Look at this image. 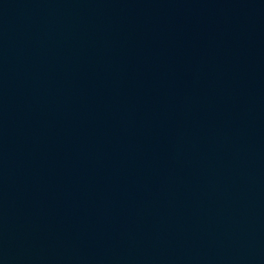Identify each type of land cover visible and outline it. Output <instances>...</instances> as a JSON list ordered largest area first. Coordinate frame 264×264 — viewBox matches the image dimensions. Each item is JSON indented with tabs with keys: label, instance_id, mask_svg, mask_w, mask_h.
<instances>
[{
	"label": "water",
	"instance_id": "obj_1",
	"mask_svg": "<svg viewBox=\"0 0 264 264\" xmlns=\"http://www.w3.org/2000/svg\"><path fill=\"white\" fill-rule=\"evenodd\" d=\"M0 264H264V0H0Z\"/></svg>",
	"mask_w": 264,
	"mask_h": 264
}]
</instances>
